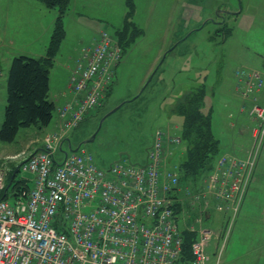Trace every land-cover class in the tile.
Returning <instances> with one entry per match:
<instances>
[{
  "label": "rangeland",
  "instance_id": "374dc122",
  "mask_svg": "<svg viewBox=\"0 0 264 264\" xmlns=\"http://www.w3.org/2000/svg\"><path fill=\"white\" fill-rule=\"evenodd\" d=\"M132 2L130 22L137 33L115 69L114 84L98 109L68 134L56 154L57 161H62L65 153L84 149L103 169L121 153L127 154L132 164L144 163L156 131L180 138L183 116L177 113V105L204 85L203 110L210 112L220 154L250 155L255 162L237 213L225 211L227 206L222 210L207 207L211 218L204 226L218 235L206 249L207 264H264V137L259 145L254 144L256 125L247 110L240 112L242 105L249 109L250 103L236 91L234 77L240 68L261 73L263 87L255 97L264 108V61L255 58L252 63V49L262 50L264 45V0ZM126 12V0H71L62 18L65 37L49 74V98L55 104L51 122L41 131L21 129L11 144L0 142L2 157L38 149L44 136L56 130L57 108L70 100L62 92L70 95L68 84L77 61L101 31L114 36ZM56 14L37 0H0V127L10 63L18 55H44ZM244 24L251 26L250 32L241 31ZM254 42L260 46H252ZM248 60L250 66L245 64ZM170 152L168 164L174 169L185 158V142L174 145ZM21 178L30 179L31 174L20 171L14 182ZM193 219L184 217L179 228H195Z\"/></svg>",
  "mask_w": 264,
  "mask_h": 264
},
{
  "label": "built area",
  "instance_id": "2783aa9c",
  "mask_svg": "<svg viewBox=\"0 0 264 264\" xmlns=\"http://www.w3.org/2000/svg\"><path fill=\"white\" fill-rule=\"evenodd\" d=\"M121 57L118 40L101 31L71 72L72 98L57 108L56 130L44 136L38 149L0 155V264H177L183 247L177 202L193 207L203 203L195 228L187 230L198 237L186 264H207L206 249L218 235L203 227L205 210L211 202L215 210L227 206L225 211L235 214L254 157L221 155L205 191L183 196L177 167L168 164L170 149L181 139L161 131H156L142 164L121 156L103 169L84 149L56 159L68 134L101 105ZM234 77L236 91L250 103L249 109H241L255 123L254 144L259 145L264 108L255 94L263 87L261 73L240 68ZM20 171L31 178L14 182Z\"/></svg>",
  "mask_w": 264,
  "mask_h": 264
},
{
  "label": "trees",
  "instance_id": "16d2710c",
  "mask_svg": "<svg viewBox=\"0 0 264 264\" xmlns=\"http://www.w3.org/2000/svg\"><path fill=\"white\" fill-rule=\"evenodd\" d=\"M37 1L47 9L55 10L57 13L56 19L44 57L34 58L18 55L10 63L6 79L4 118L0 127V142L4 144L13 143L21 129L35 128L39 131L43 130L51 122L55 111V104L49 98V74L54 64V58L59 52L60 45L65 37L62 18L69 11L71 0ZM126 6L127 12L122 27L117 29L114 35L121 46L122 55L125 48L133 42L137 33L136 28L132 27L130 22L134 11L132 0H126ZM111 88L108 90L107 95ZM204 98L205 88L204 85H200L187 94L176 108L177 113L183 116L180 139L181 142L184 141L186 144L185 158L177 167L178 193L182 196L187 191L193 194L204 192V178L213 171L217 159L223 155L219 152V141L212 132L210 112H204L203 110ZM253 168L248 177H251ZM240 203L239 201L236 213ZM209 205L214 208L211 202ZM202 207L203 203L199 207L187 205L185 202L184 204L177 202L174 205L175 212H177L180 220L183 221L184 217H194L193 222L199 216L198 213L203 210ZM205 211L207 212V210ZM210 218L211 212L207 213L206 216L203 215V227H205L204 221L210 220ZM182 236V254L177 264H186L192 258L191 245L198 237L196 233L184 229H182Z\"/></svg>",
  "mask_w": 264,
  "mask_h": 264
},
{
  "label": "crops",
  "instance_id": "0c3cea01",
  "mask_svg": "<svg viewBox=\"0 0 264 264\" xmlns=\"http://www.w3.org/2000/svg\"><path fill=\"white\" fill-rule=\"evenodd\" d=\"M242 12V10L240 11V13ZM239 13V14H240ZM238 14V13H237ZM236 15V14H235ZM239 17V15L238 16H236V20H237V18ZM240 29H241V31L243 32V33H248V32H250L251 31V26H249V25H247V24H244L243 26L242 25H240ZM248 40H250V41H253V40H251V39H248ZM252 46H260L259 45V43H256L255 44V42H254V44L252 45ZM90 48V47H89ZM88 48V49H89ZM246 48V47H245ZM88 49H86L85 50V52H84V54L86 53V51L88 50ZM246 50H250L249 49V45H247V48H246ZM45 53L46 52H44V55L42 54H39L40 56H38V57H34V58H41V57H44L45 56ZM31 57V56H30ZM252 57H253V60H252V63L253 62H255V58L256 59H261V60H263L264 61V45L262 46V50H258V49H252ZM56 58V57H55ZM55 60V59H54ZM245 64H248L249 66H250V64H251V62L248 60ZM1 68V67H0ZM50 76V75H49ZM49 83H50V77H49ZM68 89H69V84H68ZM70 91V90H69ZM69 92H62V95L64 96V98L65 99H71L72 98V95H71V93H70V95L68 94ZM65 102V101H64ZM63 102V103H64ZM240 112H242L241 111V108H240ZM68 143H69V141H68ZM69 146H70V144H69Z\"/></svg>",
  "mask_w": 264,
  "mask_h": 264
},
{
  "label": "water",
  "instance_id": "95a60500",
  "mask_svg": "<svg viewBox=\"0 0 264 264\" xmlns=\"http://www.w3.org/2000/svg\"><path fill=\"white\" fill-rule=\"evenodd\" d=\"M122 155H125L127 158H129V156H128L127 154H125V153H124V154H122V153L119 154V158H120Z\"/></svg>",
  "mask_w": 264,
  "mask_h": 264
}]
</instances>
